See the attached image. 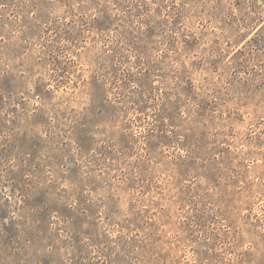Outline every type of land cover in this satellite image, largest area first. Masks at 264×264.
Returning <instances> with one entry per match:
<instances>
[{
	"label": "rangeland",
	"instance_id": "rangeland-1",
	"mask_svg": "<svg viewBox=\"0 0 264 264\" xmlns=\"http://www.w3.org/2000/svg\"><path fill=\"white\" fill-rule=\"evenodd\" d=\"M0 264H264V0H0Z\"/></svg>",
	"mask_w": 264,
	"mask_h": 264
}]
</instances>
